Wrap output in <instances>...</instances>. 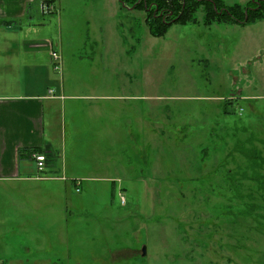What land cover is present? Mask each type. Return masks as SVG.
Here are the masks:
<instances>
[{"label":"rangeland","instance_id":"rangeland-1","mask_svg":"<svg viewBox=\"0 0 264 264\" xmlns=\"http://www.w3.org/2000/svg\"><path fill=\"white\" fill-rule=\"evenodd\" d=\"M211 1L186 22L155 11L171 19L160 38L149 10L120 0L33 14L64 85L95 99L73 102L78 139L64 132L75 188L52 182L18 203L0 185L5 264H20L15 247L42 264H264V0ZM236 5L251 22L221 16ZM17 214L24 235L11 234Z\"/></svg>","mask_w":264,"mask_h":264},{"label":"crops","instance_id":"crops-1","mask_svg":"<svg viewBox=\"0 0 264 264\" xmlns=\"http://www.w3.org/2000/svg\"><path fill=\"white\" fill-rule=\"evenodd\" d=\"M57 1L0 0V185H7L9 197L14 200L25 197L28 189L30 195L38 199L39 190L44 188L45 192H50L52 182L66 184L71 191L78 178L66 161L64 132L67 125L73 132L68 134L69 138L78 139L75 117L78 107L73 102L90 101L95 97L75 94L77 86L68 90L62 75H58L61 50L54 44L55 39L47 36L45 24L32 23L34 13H40L43 6H51L54 11ZM53 52L58 55L57 61L52 60ZM100 107V104H89L92 110ZM20 149L35 151L32 155L27 152L19 159ZM39 154L46 157L42 172L37 170L33 160V155ZM15 217L11 218L12 224L17 226L11 234H26L22 215ZM34 248L40 249L39 246ZM8 249L0 247V252ZM28 250L15 247L16 258H11L14 256L11 254L9 263L19 261L21 264L23 260L42 264V257L35 255L37 257L31 258L33 255L28 254ZM19 251H23L21 255ZM4 261V255L0 254V264H5ZM44 261L46 263V259Z\"/></svg>","mask_w":264,"mask_h":264},{"label":"trees","instance_id":"trees-1","mask_svg":"<svg viewBox=\"0 0 264 264\" xmlns=\"http://www.w3.org/2000/svg\"><path fill=\"white\" fill-rule=\"evenodd\" d=\"M221 0H219V3H220ZM121 4H124L125 6L126 5H134L136 6V8L138 7H141L143 8L145 11L149 10V13H150V17H148V28H149V33L151 34V36L153 37H156V38H160V37H163L166 32L168 31V28L170 27V23L169 21L171 19H167V23L164 24L162 22V18H163V15L162 16H155L153 15V13L156 11V12H159V11H162V12H166V14L169 16V14H171L175 20L177 22H186L187 21V17H188V14H190V11L194 8V6L196 5H204V4H207L206 6L210 7L211 9L213 8V2L211 0H183L182 2H180L179 0H167V1H164V0H120ZM215 4V3H214ZM49 7V6H48ZM50 8V7H49ZM213 10V9H212ZM231 11L233 13L235 12H238V13H235V14H231ZM252 12V11H248V13L244 16V11L243 13L240 11V8L239 6H233L230 8V13H226V14H221L222 17H229L231 18V20H233V22L235 23H249L251 22V18L249 17V13ZM213 16H209V20H213V17H215L216 14L212 12H210ZM240 13L241 16H238ZM210 14V15H211ZM224 15V16H223ZM243 16V19L241 18L238 19V17H242ZM180 24H185V23H180ZM34 149H20L19 152H18V156H19V159H22L23 157V154L25 153H30L31 155L34 153ZM246 157L248 159V162H249V167H251L250 169H254L252 167V164L254 161H256L258 158L257 156L255 155V151H251L250 153H247L246 154Z\"/></svg>","mask_w":264,"mask_h":264},{"label":"built area","instance_id":"built-area-1","mask_svg":"<svg viewBox=\"0 0 264 264\" xmlns=\"http://www.w3.org/2000/svg\"><path fill=\"white\" fill-rule=\"evenodd\" d=\"M52 60L57 61L58 60V55L56 53H52L51 54ZM55 69H57V67H55ZM33 160L36 164L37 170L39 172L44 171L45 168V164H46V157L43 154H39V155H33ZM76 192H79L78 189H76Z\"/></svg>","mask_w":264,"mask_h":264},{"label":"water","instance_id":"water-1","mask_svg":"<svg viewBox=\"0 0 264 264\" xmlns=\"http://www.w3.org/2000/svg\"><path fill=\"white\" fill-rule=\"evenodd\" d=\"M145 253H146L145 248H142V255L145 256Z\"/></svg>","mask_w":264,"mask_h":264}]
</instances>
